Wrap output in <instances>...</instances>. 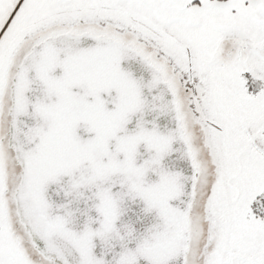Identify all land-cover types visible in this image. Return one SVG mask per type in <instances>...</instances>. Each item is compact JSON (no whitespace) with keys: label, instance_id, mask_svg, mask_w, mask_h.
<instances>
[{"label":"snow or ice","instance_id":"obj_1","mask_svg":"<svg viewBox=\"0 0 264 264\" xmlns=\"http://www.w3.org/2000/svg\"><path fill=\"white\" fill-rule=\"evenodd\" d=\"M0 264H264V0H0Z\"/></svg>","mask_w":264,"mask_h":264}]
</instances>
